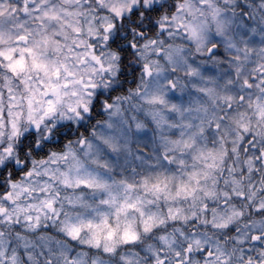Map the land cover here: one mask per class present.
Here are the masks:
<instances>
[{"label":"snow or ice","instance_id":"snow-or-ice-1","mask_svg":"<svg viewBox=\"0 0 264 264\" xmlns=\"http://www.w3.org/2000/svg\"><path fill=\"white\" fill-rule=\"evenodd\" d=\"M0 264H264V0H0Z\"/></svg>","mask_w":264,"mask_h":264}]
</instances>
